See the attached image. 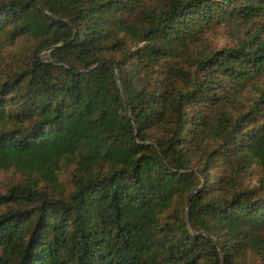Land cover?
Returning a JSON list of instances; mask_svg holds the SVG:
<instances>
[{
    "label": "trees",
    "instance_id": "16d2710c",
    "mask_svg": "<svg viewBox=\"0 0 264 264\" xmlns=\"http://www.w3.org/2000/svg\"><path fill=\"white\" fill-rule=\"evenodd\" d=\"M18 45L0 264H264V0H0Z\"/></svg>",
    "mask_w": 264,
    "mask_h": 264
},
{
    "label": "rangeland",
    "instance_id": "374dc122",
    "mask_svg": "<svg viewBox=\"0 0 264 264\" xmlns=\"http://www.w3.org/2000/svg\"><path fill=\"white\" fill-rule=\"evenodd\" d=\"M224 30H220L214 34H211L210 37L213 40L214 46L223 47L226 44L230 43V40L226 37ZM16 49H20V46H15V48L8 47L3 52V59L0 61V77H2L6 71H9L11 68V62L14 60V57L12 56V53L16 51ZM71 170L66 169L60 178L61 183H63L68 191H71L70 186V178H71ZM20 175L17 174L14 171H4L0 172V194H5L9 186L13 183L20 181ZM258 179L256 178L253 183L256 184ZM254 260H252L253 262Z\"/></svg>",
    "mask_w": 264,
    "mask_h": 264
},
{
    "label": "water",
    "instance_id": "95a60500",
    "mask_svg": "<svg viewBox=\"0 0 264 264\" xmlns=\"http://www.w3.org/2000/svg\"><path fill=\"white\" fill-rule=\"evenodd\" d=\"M41 9H43V8L41 7ZM111 65L114 67L113 63H111ZM190 202H191V200H189V202H188V207L190 206Z\"/></svg>",
    "mask_w": 264,
    "mask_h": 264
}]
</instances>
